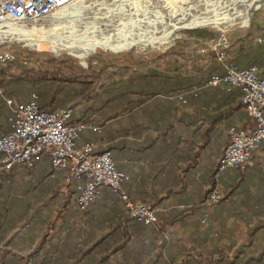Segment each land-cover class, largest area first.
I'll return each instance as SVG.
<instances>
[{"label":"crops","instance_id":"1","mask_svg":"<svg viewBox=\"0 0 264 264\" xmlns=\"http://www.w3.org/2000/svg\"><path fill=\"white\" fill-rule=\"evenodd\" d=\"M256 37L261 35H253L250 43L264 46V38L256 43ZM244 38L231 40L224 67L217 60L213 73L223 74L225 65H237L234 58H239L237 66L247 68L251 61L244 56L249 41L242 51L237 43ZM212 56L199 54L194 65L207 68L214 62ZM38 60L44 62L42 55ZM101 67L98 72L108 74L95 85L92 96L76 98L71 85L49 82L40 86L45 92L38 103L48 112L74 105L71 125L86 122L100 128L101 132H81L78 143L98 142V153L110 151L116 168L128 177L125 186L130 198L161 209L159 224L131 220L124 205L106 192H99L81 212L67 199L65 183L58 189L59 177L51 174L50 161H42L32 173L15 166L12 173L0 177V264L247 263L250 250L264 249V143L245 171L230 169L216 176L229 130L250 132L255 127L241 108V98L210 88L191 92L183 102L158 81V73L174 76L166 71L174 66L153 64L141 69L104 63ZM127 67L125 74L118 73ZM259 70L264 77V65ZM181 72L185 76L194 71L184 67ZM140 74L147 80H140ZM154 91L157 95L143 106H130L122 113L127 102L142 100ZM7 124L0 119V136L7 135ZM217 186L224 200L207 208L208 193ZM253 230L259 239L251 247Z\"/></svg>","mask_w":264,"mask_h":264},{"label":"built area","instance_id":"2","mask_svg":"<svg viewBox=\"0 0 264 264\" xmlns=\"http://www.w3.org/2000/svg\"><path fill=\"white\" fill-rule=\"evenodd\" d=\"M79 0H0V27H23L53 17L62 10H72ZM220 39V38H219ZM218 40V39H217ZM262 43V37L255 38ZM206 48L200 55L215 54L220 62L227 59L226 50L231 48L227 41L216 40L204 43ZM23 61L13 45L0 43V74L10 64ZM206 88H221L227 92L239 90L241 101L249 116L254 120L252 131L232 127L229 130V143L218 161L216 176L235 168L245 169L254 152L264 143V77L257 66L240 68L237 65H225L223 74L213 73L205 83ZM194 87L192 93L199 92ZM4 90L0 85V96ZM183 94L177 98L185 101ZM11 109L9 118L11 132L0 136V170L9 172L15 166L33 168L44 153H49L55 170L64 171L65 187L74 185L77 196L75 208L85 212L99 196L101 188L107 187L118 193L131 220L144 225H157L161 209L145 202H134L123 190L128 180L124 172L116 168L110 151L97 152L99 145L94 142L79 144L80 133L84 130L101 132V129L89 123L71 125L76 111L69 105L55 112L41 109L38 97L33 95L27 103H17L6 99ZM224 199L220 187L210 193L207 206L213 208Z\"/></svg>","mask_w":264,"mask_h":264},{"label":"rangeland","instance_id":"3","mask_svg":"<svg viewBox=\"0 0 264 264\" xmlns=\"http://www.w3.org/2000/svg\"><path fill=\"white\" fill-rule=\"evenodd\" d=\"M220 0H201L193 1L196 9L193 10L189 8L186 4H182L181 8H189L193 14H208L210 13V4L216 3ZM225 2L231 3L232 0H223ZM245 1V0H241ZM174 3L165 0H79L76 9L72 12L61 11L55 14L53 17H48L43 21L37 23H29L21 28L31 29L34 26L38 27V33L47 32L48 29L55 23V20L59 18H68L69 16H76L79 12L83 10L82 19L85 22H93L96 17H123L128 20L132 18H141L144 14L151 15V18H164L166 22L169 21L170 10L172 9ZM237 7L241 10L244 9L241 3H235ZM86 8V9H85ZM87 10V11H85ZM156 14L153 15L154 12ZM189 11V10H188ZM95 13V14H94ZM98 13V14H97ZM116 13V14H115ZM103 14V15H102ZM106 14V15H105ZM108 14V15H107ZM182 14V12H180ZM101 15V16H100ZM62 16V17H61ZM89 20V21H88ZM80 25V23H78ZM85 25H80V29H83ZM3 28L0 29V31ZM47 29V30H46ZM196 29H206L213 32H218L221 34V38L216 40V42L227 40L229 43L231 40H235L238 36H245L251 33V35H261L264 38V0H258V2L249 11V20L240 21L225 26H209L201 28H191V29H181L174 33V37L167 42L154 43L151 46H140V45H129L123 46L120 49H97L88 55H72L63 52L60 47H51L46 43L29 44L24 41L18 34H9L8 37H0V43L5 42L13 45L16 52L21 58H25L27 61L26 66H21L19 63L14 66L15 68H27L36 69L37 67H46V61L50 58H55L61 61H66L70 68H76L79 70L87 71L90 65V59L93 73L100 76V82L105 79L107 72H101L98 70L102 69V64H123L129 66H138L141 69H145L150 65L156 64L161 65L165 68L168 66H178L187 67L186 70L192 67L199 51L202 48H206L204 42L196 40L191 37L187 31ZM46 30V31H45ZM4 33V30H2ZM71 31L60 33L62 36H70ZM13 35V36H12ZM20 37V38H19ZM182 40H189L190 45L186 47V55L190 59H183L176 55L175 50L178 49L177 43ZM43 57L44 62H40L38 57ZM86 65V66H85ZM124 69V72H122ZM121 68L118 73L121 75L128 71L127 68ZM16 70V69H15Z\"/></svg>","mask_w":264,"mask_h":264},{"label":"trees","instance_id":"4","mask_svg":"<svg viewBox=\"0 0 264 264\" xmlns=\"http://www.w3.org/2000/svg\"><path fill=\"white\" fill-rule=\"evenodd\" d=\"M187 33L191 37L195 38L196 40H203V41L217 40L221 37L220 33L209 31L206 29L191 30V31H187ZM252 36L253 35H251V33H249L248 35H246V37L244 39H239L237 41V43H241V47H240L239 51H242L245 48L244 43L249 41L250 45L246 48V52H245L246 54L244 57L249 59L251 62L248 61V66H246V67L249 68L251 66H257L258 68H260V66L264 65V46L258 45V44L252 45L250 43V40H249V38H251ZM189 45H190L189 40H182V41L177 43L178 49L175 50L174 52H176V55H178V57H181L185 60L188 57V55H186V53H185L187 50L186 47ZM225 52H226V56L228 57L230 54V49L226 50ZM213 55L214 56H212V61H214V62L210 66H208L207 68L195 66L193 63V66L190 68H191V71H194V72H192L190 75H185V76L181 75V74H184V72H181V70L184 69L183 65L180 68H178L177 66H174L173 71H170V69L167 68L166 69L167 73H168V71L173 72L174 76H167L166 77L165 74L158 73L160 75V76H158V79H160V80H158L159 84L163 83L164 87L169 88L170 93L174 94L173 97H176V98L179 96L178 94H180V93H182V94L184 93L183 94L184 96H188L192 92L190 90H193L194 87L200 88V90L210 89V88L205 87V83H206V78L208 76L210 77L213 74L214 63H216V61L218 60L217 56L215 54H213ZM93 58L94 57H92L90 59V62H89L90 65H89V68L87 71H84V70L82 71V70H79L76 68H70L66 61H61V60H58L55 58H50L48 61H46V64L44 63V65L46 67H43V69H42V67H40L38 69H27L24 67L23 68L22 67L21 68L20 67L15 68L14 66H16L17 63L10 64L8 67L3 69L1 74H0V85L2 86V88L4 90V95L0 96V105H1L0 106V119H6V122L8 123L7 124V130H6V132H4V134H9L11 132V126H10V122H9V118L11 116V109L7 105L6 99H12L17 103H22V102H24L25 98L29 95L33 96V94H36V96L38 98H40L41 94H43L45 92V90L42 87L40 88V86L41 85L44 86V84H46L45 86H48L47 84L49 82H51L52 84L65 83L66 85H71L72 88L74 87V91L76 93V98L80 97V96L81 97L92 96L94 93H96L97 87L95 85L100 84L101 78L99 75L96 76V74L93 73V69H92V65H91ZM188 59H190V57H188ZM233 61H234L233 63L239 65L238 64L239 58H234ZM225 63H226V61L220 62L219 64L224 67ZM156 73L157 72H154V74H156ZM179 73H181V74L179 75ZM139 79L142 81L147 80L146 77L143 76L142 74L139 75ZM196 85H200V86H196ZM100 87L103 88V86H101V85H100ZM142 88H143V86H142ZM211 89L221 90L219 88H211ZM221 91L224 93H228V94H235V95L237 94V96L242 98V94L239 90H235L232 92H227L225 90H221ZM156 95H157V92L154 91V93H152V95H150L146 98H143L142 100L132 102V103L127 102L122 113H126V112L130 111L132 109V108L130 109V106H133L134 108L137 106L138 107L143 106L148 100H150L151 98H154ZM32 96H31V98H32ZM95 96H96V94H95ZM191 100L192 99H190V101ZM40 108L46 110L45 107L42 105H40ZM241 108L246 109V107L243 105L242 101H241ZM1 127L2 126H0V128ZM94 143H97L99 145L98 142H94ZM228 143H229V141H228ZM104 151H108V150H104ZM1 158H2V156H0V159ZM44 160L50 161L51 169H52L51 174L58 175L59 179L57 180V182H58L57 184H58V189L60 190L64 186L66 173L64 171L55 170L53 168L52 158H51V155L49 153H44L42 155L41 159L35 163L33 168H27L25 166H20V167H23L25 170L32 173L36 169V167ZM13 169L11 171H9L8 173L9 174L12 173ZM235 169L242 170L241 168H235ZM243 170L245 171L246 168ZM3 172H6V171L0 170V177H3L2 176ZM10 179H11V175L8 176V180H10ZM125 184L126 183L123 184V190L128 194V196L130 198L129 193L126 190ZM214 188H216V187H214ZM214 188H212L208 193L207 200H206V207L207 208H208L207 203H208L210 193L212 192V190ZM100 192L111 193L113 195L114 199L123 205V203L118 199V193L116 191H114L110 188L104 187V188L100 189ZM76 196H77V192H76L74 185H70V187L68 189L67 199L68 200L70 199L71 201L75 202ZM223 200L221 202H223ZM134 202H137V201H134ZM145 203H148V202H145ZM220 203H218L214 207H217ZM249 235H250V246L252 247V246L256 245V243H257L256 240H258L259 238L258 237L256 238L257 231H255V230L250 231ZM257 251H260L259 256L254 255V254H257ZM250 254H251V257L249 258L250 260L245 264H264V249H262V250H258V249L257 250L256 249L250 250ZM233 264H238V263L234 262Z\"/></svg>","mask_w":264,"mask_h":264},{"label":"bare ground","instance_id":"5","mask_svg":"<svg viewBox=\"0 0 264 264\" xmlns=\"http://www.w3.org/2000/svg\"><path fill=\"white\" fill-rule=\"evenodd\" d=\"M165 1L175 4H173L172 9H169L170 18L168 22L164 18L153 19L149 14L130 20L123 17H96L93 22H85L82 19V10L76 16L55 20V23L47 32L38 33L36 31L39 28L35 26L31 29L8 26L7 28L0 27V29L3 28L2 30H4V33L2 30L0 31V37H5L6 39L9 34H18L29 44L46 43L53 48L60 47L63 52L72 55H88L97 49L113 50L129 45L147 47L154 43L169 41L174 37V33L181 29L225 26L240 21H247L249 20L250 9L258 2V0H232L231 3H228L220 0L210 4V13L195 15L192 13L196 9L193 1L201 2V0ZM235 3H241L244 9L240 10ZM77 4L74 9H76ZM182 4H186L189 8L192 6L193 10L188 7L182 9ZM74 9L62 11L72 12ZM156 12L152 14L155 15ZM78 23L85 25V27L80 29ZM67 31L72 32L70 36H62L60 34Z\"/></svg>","mask_w":264,"mask_h":264},{"label":"water","instance_id":"6","mask_svg":"<svg viewBox=\"0 0 264 264\" xmlns=\"http://www.w3.org/2000/svg\"><path fill=\"white\" fill-rule=\"evenodd\" d=\"M195 29V28H194Z\"/></svg>","mask_w":264,"mask_h":264}]
</instances>
